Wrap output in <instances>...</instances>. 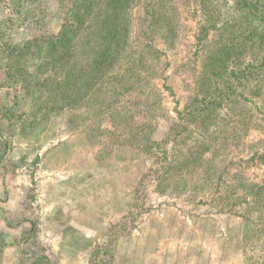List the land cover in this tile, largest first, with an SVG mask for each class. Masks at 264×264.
I'll use <instances>...</instances> for the list:
<instances>
[{"label": "rangeland", "instance_id": "374dc122", "mask_svg": "<svg viewBox=\"0 0 264 264\" xmlns=\"http://www.w3.org/2000/svg\"><path fill=\"white\" fill-rule=\"evenodd\" d=\"M72 2L0 1L28 15L8 40L25 54L0 57V264H264V0L126 1L106 73L145 46L143 93L103 79L68 106L34 44Z\"/></svg>", "mask_w": 264, "mask_h": 264}, {"label": "trees", "instance_id": "16d2710c", "mask_svg": "<svg viewBox=\"0 0 264 264\" xmlns=\"http://www.w3.org/2000/svg\"><path fill=\"white\" fill-rule=\"evenodd\" d=\"M126 1L128 0H73L67 7L65 18L70 20V23L62 26V29L55 36L42 37L40 41H35L34 47L37 48V54L46 57L44 62L37 65L36 72H43L50 67L51 69L57 68L61 74L59 80H55V77H47L46 79L50 83L44 84L45 91L48 92L47 94L54 102H58L61 97L66 100L68 106H74L77 102L76 97L79 95L77 94L79 89H91L92 95H95L100 93L103 85L92 86L90 84L98 81L103 83L104 80L108 81L109 79L111 81L116 79L118 82L125 78L126 84H129L127 89L137 90L140 88L139 92L143 93V87H145L143 73H145V68L148 65L146 59L149 55L145 46L138 49L137 57H133L131 51L125 52V60L133 63L132 66H126L121 72L106 73L118 55L124 53H122V49L125 48L130 36L128 26L124 24L125 17L128 16ZM2 5L9 7L8 2L7 4L2 2ZM93 16L99 19H95ZM27 17L26 10L20 11L18 9L15 12V17L0 20V57L6 61L25 54L24 48L15 45L13 42L9 43L8 40H11L10 28L13 24L18 22L22 24ZM85 23L87 25L83 27L82 25ZM92 26L95 27L92 28ZM84 31L86 33L82 34ZM208 32L209 29L205 27L203 30L204 38L207 37ZM76 35H79L78 38L75 37ZM261 36H263V32H261ZM74 38H76L75 41ZM83 38L89 39L83 41ZM43 50H45L44 54H42ZM254 65V78L264 83V57ZM15 77L14 72L8 67L6 79L15 84ZM87 79H89V83H87ZM24 81L28 86L31 79ZM85 84L88 85L83 87ZM70 89H75L76 96L69 100ZM108 89L109 97H117L120 93L115 94L117 87L114 83H111Z\"/></svg>", "mask_w": 264, "mask_h": 264}]
</instances>
